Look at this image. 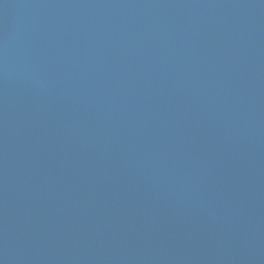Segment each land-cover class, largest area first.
Segmentation results:
<instances>
[{
	"label": "water",
	"instance_id": "1",
	"mask_svg": "<svg viewBox=\"0 0 264 264\" xmlns=\"http://www.w3.org/2000/svg\"><path fill=\"white\" fill-rule=\"evenodd\" d=\"M0 264H264V0H0Z\"/></svg>",
	"mask_w": 264,
	"mask_h": 264
}]
</instances>
